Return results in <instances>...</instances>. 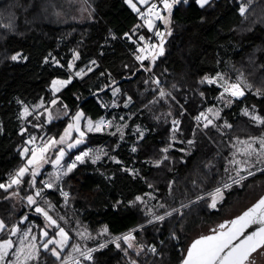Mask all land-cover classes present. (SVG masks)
I'll return each instance as SVG.
<instances>
[{
	"label": "trees",
	"instance_id": "16d2710c",
	"mask_svg": "<svg viewBox=\"0 0 264 264\" xmlns=\"http://www.w3.org/2000/svg\"><path fill=\"white\" fill-rule=\"evenodd\" d=\"M133 1L0 0V222L4 223L0 238L26 213L42 222L31 201L36 202L37 188L45 179L40 174L33 184L31 178L37 173L31 169L24 177L21 173L32 166L29 139L54 141L79 111L93 120L111 117L128 128L140 124L147 129L136 141L139 151L134 155L143 179L112 160L100 168L114 170L116 176L104 179L97 174L99 166L86 161L64 175L62 187L70 192L67 199L60 188L47 195L62 213L55 214L71 239L63 251L42 250L37 264H53L67 256L77 238L75 228L88 231L85 244L90 246L149 223L151 215L136 201L148 186L160 192L162 218L138 230L134 238L98 249L93 261L82 264H153L159 256L167 258L164 264H178L188 247L186 232L212 219L217 209L211 207L213 195L188 204L181 214L174 208L237 174L226 158L229 140L264 132V123L255 124L240 112L242 106H251L264 117V0H210L204 5L199 0H175L170 25L158 23L162 34L154 42L168 39L164 53L154 62L157 48L151 56H143L152 46L145 49L155 29L141 13L151 2L135 7ZM73 51L79 53L76 70L81 74L69 68ZM18 54L24 59H16ZM218 73L241 81L246 95L232 106L224 104L218 126L206 128L212 141L196 119L219 93L218 84L206 79ZM55 78L69 82L53 92ZM160 89L168 91L159 94ZM54 98L66 114L48 122L45 107ZM40 100L46 101L40 113L20 116L25 104ZM174 119L181 120L176 135L186 139L180 145L190 146L188 138L197 136L192 150L171 149L174 160L149 167L147 161H158L162 148L172 142ZM226 121L228 126L223 125ZM119 137L120 133L90 132L65 159L69 162L89 144L107 145L111 152L122 154L124 143L115 148ZM218 141L224 145L223 152ZM258 177L264 178V171L248 177L245 184ZM9 178L14 182L9 183ZM10 194L19 195V206ZM146 244L159 245L160 255L154 256Z\"/></svg>",
	"mask_w": 264,
	"mask_h": 264
},
{
	"label": "rangeland",
	"instance_id": "374dc122",
	"mask_svg": "<svg viewBox=\"0 0 264 264\" xmlns=\"http://www.w3.org/2000/svg\"><path fill=\"white\" fill-rule=\"evenodd\" d=\"M151 1L152 0H136L133 1L132 4L135 7H139L140 5L143 6ZM168 1L170 0H166V2ZM209 1L210 0H199L200 4L202 5L207 4ZM244 9L245 7L243 6L242 10ZM146 11L148 15H150L145 18L147 25H149L150 28L155 29L158 18L154 15L150 6L146 8ZM171 11L172 10L170 8L161 19L162 24L165 25L166 28L171 23ZM159 32L162 34L161 28L159 29ZM158 45L159 44L157 42H154L143 56H151L152 53L155 52ZM78 58L79 53L77 51H73V57L69 61V68L72 70V73L81 74L82 71L80 72V70H76V61ZM16 59H24V57L22 54H18L16 55ZM52 61L59 64V61L56 58H53ZM206 79L209 83L216 82L218 85H223V88L219 86V93L210 100L206 106V109L196 119V124L201 127L203 131H205V136L214 141V139L211 137V133L207 132L206 128L211 125L218 126L220 123V118L223 115L222 113L224 104H229L232 106L237 100L231 94L232 89L235 87V82L239 84L242 82L239 80H230L220 73L214 76H208ZM68 82L69 79L55 78L52 82L51 88L53 92H58ZM241 86L243 87L242 84ZM164 91L168 90L160 89L159 94L163 93ZM57 101L58 98L52 99L49 106H46V101L44 100L25 104L20 112V116L25 118L31 112L46 106L45 116L49 122L54 117L63 116L66 114V111L60 109V105H58ZM114 103L116 104L117 102L115 101ZM42 112L43 110L41 113ZM240 112L250 117L255 124L260 125L264 123V117L254 107L242 106L240 108ZM173 121V135L170 138L172 142L162 148L163 151H161V157L158 159V161H154V163L147 161V165L149 167L151 165H158L162 160L165 159L174 160L175 157L172 155L170 151L171 149H177L179 151L186 152H190L192 150L193 143L196 142L197 136L193 135L188 138L187 141L189 142L190 146L180 145V143H183L186 140L185 138L176 135V131H179L181 120L174 119ZM223 125L228 126L229 124L226 121L223 122ZM128 127V124H121L119 121L111 117H102L100 119L93 120L88 116H84L82 111H79L74 120L70 122L65 128L61 136L55 138L54 141L48 138L40 142L37 141L36 138L29 139V142L32 146V155L29 158V161L32 166H29L30 168L27 167L21 171L22 177H24L26 173H30L28 171L31 169L32 173H37V177L31 178L33 184L36 182L38 175L40 174L45 180L56 183L72 169V166L66 161L65 157L69 150L76 147L81 142L82 138L79 137V135L85 137L89 130L97 129L100 132H107L109 134L120 133L118 144L115 147L116 149L121 143H124V150L122 148V154H115L111 152L107 148V145H101L100 148H98L93 153L87 162H91L97 167L99 166L96 170L97 174L104 179L115 177L117 173L116 171H106L100 168L102 163L112 160L116 163H119L122 167V170H126L134 176H141L143 179L140 164L137 157L134 155H136L139 151L136 141L143 137L147 129L140 124H136L131 128ZM73 130H75L74 133L72 132ZM222 131L225 134L223 129ZM74 134H76V136H74ZM131 137H133V139ZM220 140L224 141L225 144L226 140L222 139L221 137ZM229 141L230 142L226 145L229 150V152L227 151L228 154L226 158L234 167L237 174L233 175L231 179L225 181V183L216 187L206 195L203 194L201 196L195 197L192 201L184 202L183 204H180L174 208V210L179 207L183 209L192 202H196L207 195H213L211 207L217 209L216 214L209 221L196 224L192 226L191 231L186 232L187 246L193 239L199 237L200 235L226 226L234 216L239 214L246 207L256 201L262 194H264V178L258 177L256 180L248 184H245L246 179L242 178L252 171H264V132L251 137L235 136ZM218 144L220 145H218V148L221 150V152H223L222 147L224 145L219 141ZM18 181H20V179H18ZM8 182L13 183L14 181ZM235 184L238 186L232 188V186ZM236 188L241 189V191L237 193ZM159 193L160 192H158V190L153 186H148V189L144 193L138 194L136 196V201L142 205V208L147 211L148 214L151 215L149 219L151 223L155 222L156 219L160 217L158 215V211L163 206V204L161 205V199L158 196ZM11 196L14 198V203L19 206L21 201L18 199L19 195L13 194ZM65 198L67 199L68 197ZM31 202L33 206L32 211L42 217V222L39 223V219L31 220V218L28 216L29 213H26L20 218L18 223H15L13 226L8 228L7 235L3 238H0V261L3 264H37L42 250H47L48 248L53 247L56 251H59L57 247H59L61 243L64 245L67 244L68 239L69 241L71 239L70 234L63 226L60 225L57 215L55 214L56 212L57 214L62 213L55 210V205L47 197H44L36 205L35 201L32 200ZM182 209L180 212H176L181 214ZM63 218L66 219L65 216H63ZM25 221H28V223H26L24 226L19 224L24 223ZM3 226L4 223L0 222V230L3 228ZM55 227L58 229L61 228L62 231H64L63 234L61 235L59 233H55L54 235H50V232L52 229L54 230ZM75 232L77 238L71 245L68 255L87 247L85 241L90 238L88 231L83 228H75ZM2 234L3 233H1V235ZM166 259L167 258L165 256H159L156 258L153 264H164ZM246 264H264V245L252 255V259L250 258Z\"/></svg>",
	"mask_w": 264,
	"mask_h": 264
},
{
	"label": "water",
	"instance_id": "95a60500",
	"mask_svg": "<svg viewBox=\"0 0 264 264\" xmlns=\"http://www.w3.org/2000/svg\"><path fill=\"white\" fill-rule=\"evenodd\" d=\"M158 45L154 62L165 51ZM264 245V194L221 228L202 234L188 245L178 264H246Z\"/></svg>",
	"mask_w": 264,
	"mask_h": 264
},
{
	"label": "built area",
	"instance_id": "2783aa9c",
	"mask_svg": "<svg viewBox=\"0 0 264 264\" xmlns=\"http://www.w3.org/2000/svg\"><path fill=\"white\" fill-rule=\"evenodd\" d=\"M174 1L175 0H170L168 2H166V0H152L151 1L150 8H151L152 12L154 13V15L158 18V22H157V26H156L152 36L149 37L146 41L145 49L148 48L150 45H152L154 43L155 39L160 38L161 33L159 32V29H158V23H160L162 17L170 9V7ZM141 15L145 18L150 16V15H148L147 11H143L141 13ZM141 56H142V54H140V53L136 54L137 59H140ZM218 86L223 88V85H218ZM231 94L236 99H242L246 95V91L241 86V84L235 82V87L232 89ZM100 146L101 145L95 147V146L89 144L85 148H83L82 150L78 151L69 161L70 165L72 166V169L70 170V172L72 170H74L75 168H77L78 166L85 163L93 155V153L98 148H100ZM256 173H259V172L252 171V172L248 173L245 177H242V178L247 179L248 177H251V176L255 175ZM63 179H64V177H62L56 183L45 180L44 184L37 188L36 193H37L38 198L35 202V205L38 204L44 197H47V195L51 191L56 190L57 188H60V192H61L62 196L69 197L70 196L69 190L62 187V180ZM10 180H11V178L8 179V181H10ZM181 209L182 208L179 207V208L173 210V212H176V211L180 212ZM161 218H162V216L158 217V219H156V221L160 220ZM149 223H151V222L149 221ZM149 223L139 224L133 228H130V229L124 231V232L113 235L111 237H108V238L100 241V242H97L95 244H92L90 246L82 248V249H80V250H78V251H76L70 255L63 257L62 259L56 261L53 264H82V263L87 262V261H93L94 260V253L98 249L106 246L107 244L115 242L121 238H125V237L134 238L137 231ZM146 248L151 253H153L154 256L160 254V246L157 244H152V245L146 244Z\"/></svg>",
	"mask_w": 264,
	"mask_h": 264
},
{
	"label": "crops",
	"instance_id": "0c3cea01",
	"mask_svg": "<svg viewBox=\"0 0 264 264\" xmlns=\"http://www.w3.org/2000/svg\"><path fill=\"white\" fill-rule=\"evenodd\" d=\"M82 112H83V111H82ZM77 114H78V113H77ZM77 114H76V115H77ZM83 114H84V112H83ZM84 116H86V115L84 114ZM74 118H75V117H74ZM73 120H74V119H73ZM74 131H75V130H73L72 132L74 133ZM96 131H98V130H97V129H95V130H94V129L89 130V131L87 132V135H88V133H90V132H96ZM87 135H86L85 137H82V135H79V137L82 138V140H81L80 143H82V142L84 141V139L87 137ZM74 136H76V134H74ZM80 143H79V144H80ZM63 232H64V231H62V229L60 228V229L57 230L56 233H57V234L59 233V234L62 235ZM64 234H65V233H64ZM63 237H64V235H63ZM68 242H69V239H68V241H67V244H68ZM67 244L64 245V244L61 243V245H60L59 247H57V246H56V247H57L59 250H64L63 248H66V247H67ZM251 259H252V257H251ZM256 259H257V258H256Z\"/></svg>",
	"mask_w": 264,
	"mask_h": 264
}]
</instances>
